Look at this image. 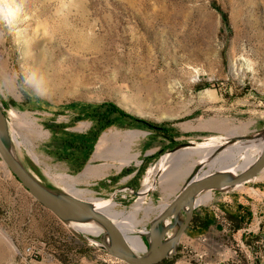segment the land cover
I'll use <instances>...</instances> for the list:
<instances>
[{
  "label": "rangeland",
  "instance_id": "374dc122",
  "mask_svg": "<svg viewBox=\"0 0 264 264\" xmlns=\"http://www.w3.org/2000/svg\"><path fill=\"white\" fill-rule=\"evenodd\" d=\"M0 17V27L19 32L0 42V57L51 85L43 98L0 96L14 154L55 191L110 201L121 213L107 214L145 243L203 159L167 163L171 154L264 138V0H0ZM109 102L155 127L113 113ZM241 184L238 204L264 230V169ZM78 223L37 200L0 154V264H129L105 248L99 223L98 233ZM243 236L179 241L155 264H264V239Z\"/></svg>",
  "mask_w": 264,
  "mask_h": 264
},
{
  "label": "water",
  "instance_id": "95a60500",
  "mask_svg": "<svg viewBox=\"0 0 264 264\" xmlns=\"http://www.w3.org/2000/svg\"><path fill=\"white\" fill-rule=\"evenodd\" d=\"M257 135L258 138L264 135V130ZM229 146L231 145L218 146L217 151L212 150L194 166L186 184L173 200L162 206L151 221L146 231L148 243L143 241L144 248L135 249L129 242L125 229L104 210L94 208L91 201L73 193L47 187L31 173L12 150L7 116L0 103V154L12 172L37 200L61 219L76 222L93 220L99 223L103 227L101 240L105 248L110 254L129 264H155L175 255L179 241L192 220L198 195L202 191L235 187L257 176L264 169V143L259 155L244 168L236 167V163L232 162L213 170L203 169ZM230 168H236L234 174L228 171Z\"/></svg>",
  "mask_w": 264,
  "mask_h": 264
},
{
  "label": "crops",
  "instance_id": "0c3cea01",
  "mask_svg": "<svg viewBox=\"0 0 264 264\" xmlns=\"http://www.w3.org/2000/svg\"><path fill=\"white\" fill-rule=\"evenodd\" d=\"M93 169L96 171L95 167ZM241 185L228 189L202 191L198 195L192 220L183 233L180 243L191 242L194 238L205 240L210 232L215 233L225 230L231 231L235 237L244 235L245 238L255 236L264 239V230L259 226V216L256 215L254 210L250 215L245 207L238 204L243 202L242 195L237 194L244 192L242 188H237ZM231 192L234 194H229ZM224 199H228L229 203L225 202ZM249 218L251 219L249 220ZM209 223L210 226L207 228Z\"/></svg>",
  "mask_w": 264,
  "mask_h": 264
},
{
  "label": "bare ground",
  "instance_id": "6f19581e",
  "mask_svg": "<svg viewBox=\"0 0 264 264\" xmlns=\"http://www.w3.org/2000/svg\"><path fill=\"white\" fill-rule=\"evenodd\" d=\"M11 113H12V115L13 114L16 115V112L12 111ZM103 141H104V138H101V141L97 145L98 149L102 148L101 145H102ZM210 142L211 141L209 140V141H204L202 143L191 145V146H199V147H198V149H195V150L184 149V150H181L178 153H173L167 158L166 161H167V163H172L173 162L172 159H176L177 160L176 162L178 164H181L185 159H187V157H188L187 154L193 155L194 153H198L199 159H202V158L206 157L211 152V149H213L215 147V145L212 146L213 144H211ZM263 143H264V138L262 140H256V141L251 140V141H247V142H244V143L233 144V145L225 148L220 154H218V156L215 159L210 161L209 162V168L216 167V166H218V167L225 166L227 164H231L232 162L234 164L236 163L235 164L236 167L244 168L256 158V157L250 158V154H252L250 152L251 148L254 149V147L257 146V144H258V153H259L261 151L262 147H263ZM210 146H212V147H210ZM189 159H190V157H189ZM190 160H188V161H190ZM166 161L163 162V164H162L163 166H165ZM194 163H196L195 160L193 161V165H194ZM193 165H191V167ZM157 168H158L157 166L150 168L149 174L147 176L148 179H147L145 188L142 189V192H141V193H143V195L148 190L149 185L151 184V180H149V177L151 176V174L154 175L157 172L156 171ZM235 169L236 168H230V169H228V171L230 173L234 174L235 173ZM88 170H89L88 172L91 173V174L94 172L93 167H89ZM91 203L94 206V208L101 209V210H104V211H105L104 208H107L106 210L109 209V211L112 214L121 213V211H119L118 209L114 208L113 204H109L110 201H107V200H104V201H91ZM103 205H105V206L103 207ZM164 205H166V204H164ZM109 216H111V218L113 220H115L112 215H109ZM134 218H135V213L133 212L132 215L128 218V220H126V222L124 224L127 225V226H130L131 221ZM78 224H82L81 227L83 229L87 230V231L96 232V233L101 231V227L97 223H95L93 220L86 221V222H81V223H78ZM119 224H121V223L119 222ZM125 233H126V235L128 237L129 242L131 243V245L135 249L136 248H138V249L139 248L140 249L144 248L143 241H145V240H143L141 235H139V234H131V235H129L126 231H125Z\"/></svg>",
  "mask_w": 264,
  "mask_h": 264
},
{
  "label": "clouds",
  "instance_id": "9594fccd",
  "mask_svg": "<svg viewBox=\"0 0 264 264\" xmlns=\"http://www.w3.org/2000/svg\"><path fill=\"white\" fill-rule=\"evenodd\" d=\"M5 23V19L0 17V25ZM9 34L19 35V32L14 27H0V42H3ZM17 90L28 91L34 97L43 98L50 93L51 85L44 74L35 70L23 74L17 73L10 66L9 61L0 58V96L13 95Z\"/></svg>",
  "mask_w": 264,
  "mask_h": 264
},
{
  "label": "trees",
  "instance_id": "16d2710c",
  "mask_svg": "<svg viewBox=\"0 0 264 264\" xmlns=\"http://www.w3.org/2000/svg\"><path fill=\"white\" fill-rule=\"evenodd\" d=\"M218 9L222 11L223 19L225 22H227L228 19H227L226 15L224 14L223 10L221 8H218ZM109 106L111 107V108H109V110H111L113 113H117L122 117L133 118V119L137 120L138 122H141L143 124H147V125H151L152 127H155V125L151 124L147 119L136 116V115L126 111L124 108L120 107L116 103L109 102ZM107 125H109V123L104 124L101 128L106 127ZM101 128H99V129H101Z\"/></svg>",
  "mask_w": 264,
  "mask_h": 264
}]
</instances>
